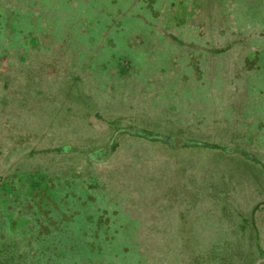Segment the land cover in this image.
<instances>
[{
  "label": "rangeland",
  "instance_id": "374dc122",
  "mask_svg": "<svg viewBox=\"0 0 264 264\" xmlns=\"http://www.w3.org/2000/svg\"><path fill=\"white\" fill-rule=\"evenodd\" d=\"M218 1L205 0L201 24L209 30L212 10L223 22L229 8L235 30L218 31L224 49L207 63L196 54L194 66L184 53L175 61L172 53L161 57L149 22L182 32L192 20V0H140L136 6L131 0H0V54L9 59H0L7 76L6 85L0 80V243L15 258L35 254L34 261L12 264H148L146 238L157 244L161 238L144 236L146 229L130 222L141 212L127 207L121 171L136 167L140 175L150 164L160 169L182 159L179 168L188 167L181 174L185 180L174 185L179 204L185 213L199 206L214 214L211 231L220 225L224 236L216 256L209 253L198 264H264V39L254 35L264 30V0H228L226 8ZM236 31L244 34L242 45L234 42ZM16 54L41 68L60 54L61 60L91 69L80 73L82 83L79 77H52L36 86L30 69L14 64ZM123 59L129 64L120 67ZM177 64L193 75L185 76ZM255 71L256 90L246 91V75ZM191 101L208 117H200L198 132L185 135L219 146L188 145L183 137L165 135L180 129L155 111H143ZM234 106L246 125L240 131L237 115L238 127L231 119ZM218 112L233 130L213 129L208 121ZM227 143L254 152L255 159L235 146L224 148ZM63 144L69 148L55 153ZM159 150L168 160L161 161L154 153ZM149 152L156 155L153 163L145 158ZM201 247L197 251H211L207 244Z\"/></svg>",
  "mask_w": 264,
  "mask_h": 264
},
{
  "label": "trees",
  "instance_id": "16d2710c",
  "mask_svg": "<svg viewBox=\"0 0 264 264\" xmlns=\"http://www.w3.org/2000/svg\"><path fill=\"white\" fill-rule=\"evenodd\" d=\"M227 1L228 0H219L217 3L220 5V7L226 8ZM192 2L194 6L191 5L189 8L190 10L189 14L192 17V20H190L187 23L188 26H185L184 29L185 28H189V29L195 28V30H198L193 35L192 33L195 30H188L186 32V30L183 29L182 32H178V30H176L175 27H174L175 30L174 29L165 30L163 29L164 27L162 26V24H157V26L155 27L152 21H149V22H151L150 25L152 26V28L155 29L154 31L155 34L153 35L156 38V41L158 44L157 48L155 49L157 50L158 54L161 52L162 54L161 57H166V55H170V53H172L171 59L175 61L178 57H180L184 53L183 55H185V57L187 56L189 58L188 60L192 61L193 64L195 63L194 64L195 66L197 62L199 61L196 58V54L200 55L202 60H204V63H207L208 56H211V55L217 56V54L220 53L224 49V46L219 47L218 45L221 43L220 39L218 38L220 37L218 31L229 33L231 30H235L234 25L236 24L235 23L236 19L233 18L234 20H232V17L234 15L229 10V8H226V11L223 12L224 21L218 22L220 20L218 19L216 20V18L220 19V17L219 15L217 17V14H215L212 10L211 19H209L208 21V24H210L208 25L209 30H207L205 26L202 25L200 22L202 19V16H200V14H202L205 0H192ZM139 3H140V0H131L130 5L136 6ZM149 22L144 21L143 23L144 26H148ZM243 35L244 34H241V32L236 31V33L233 34V37H235L234 42L242 45L244 41ZM254 35L255 36L261 35V38L264 39V30L257 31ZM189 36H192V38L188 41L186 39H188ZM198 40L199 41L205 40L208 42V44H199ZM221 40H224V39H221ZM181 47H182L183 52L181 53L172 52V50H175V48L179 49ZM187 48H189V50H186ZM254 49L248 50L246 54L247 61L252 59L251 57L255 53ZM186 52L187 53L189 52V53L187 54ZM19 55L16 54L15 55L16 58L12 57L14 60L13 62H15L14 64L22 68L26 67V69L27 68L30 69L28 71L29 77L32 76L34 78L35 76L38 79V81H35L36 86H38L40 83L41 85H43L45 83L44 80H48L52 77H54L53 79L55 80H59L62 77H64L65 80L68 78L77 79L76 77H79L80 83H82L83 78L81 77L80 73L82 74L83 72L82 70L84 69L85 70L91 69L88 67L89 65L87 64H81V65H85V66H81L79 65L80 62H77V61L66 62L65 60H61L60 54L55 56L52 60H50L53 62V64L52 63L49 64L48 68H41L40 66H38V62H36L34 59H32L31 61L29 60V62H22L23 60L20 59ZM6 57L7 56L4 55V53L0 54V59L3 61L6 60V62H8L9 59ZM212 59L215 63L219 60V58H211V60ZM153 60L155 62L157 59L154 58ZM125 63H128V62L126 59H123V61L120 63L121 65L119 66L123 67ZM178 66L179 64H177V67ZM202 66L204 65H201V67ZM75 68H77L79 73L75 72L74 70ZM217 68H216V72L218 76L219 70ZM93 69H96V68H93ZM3 70H6V69H4V66L0 64V80H3V84L6 85L4 80L7 79V76L5 77L6 78L5 79L4 78L5 73H1ZM178 70H181V72H183L185 76L191 77L193 75L191 74L192 70H183V68L181 67H178ZM34 71L36 72L34 73ZM221 72L223 75L227 76L225 70H222ZM258 74L259 73L255 71L253 75H252V72L246 75V78L248 81V83L245 84L247 85L246 91H248V89L256 90V84H253L252 82H255L256 80L258 81L260 80V78H258L259 77ZM244 77L245 75H242L240 76V79H243ZM65 80H63V82ZM66 82H68V80ZM186 84L188 85V83ZM81 87H83V85ZM244 88H245L244 86H241V89H244ZM179 90L181 91L182 88H180ZM88 93L87 95H90ZM90 93L94 94V91ZM192 97L194 98V95L191 93V98ZM191 98H188V99H191ZM193 98L192 100L194 101ZM193 101H191L188 105L182 106V107H180L178 104H175V103L169 102L168 104L166 102L167 103L166 105L160 108H155V110H151L153 109L152 107L151 108L147 107V108H144L143 111L151 112V113L155 111L154 114L159 115L160 120L169 121L172 123V126L176 125L180 129L178 131L175 130V133L167 131L165 135L183 137V139H186L185 143L188 145H193V146L196 145L200 147L219 146L217 143L213 142V140L212 142H208V140L206 139H199V138L198 140H196L194 138H190L187 135H185V130H188L192 132L193 134L198 132V129H200L201 125L204 124V122L202 121V119H200V117H203L205 119H207L208 117L206 114L204 113L202 114V112L200 111L201 110L200 106H198V109L200 112H197L196 106L195 105L192 106ZM230 110H231L230 112L231 113L233 112L234 114V118L233 117L231 118L233 119L232 123H234V125L238 127V125L240 124L235 120V115H237L236 119L242 123V121H240V119L238 118V116L242 117L241 110L237 109L235 106L231 107ZM237 112L239 114H236ZM219 115L220 113L218 112L217 116ZM256 120H261V118L257 116ZM208 122H210V124L214 127L213 128L214 130L215 129L217 130L232 129L233 130L232 128L233 125L225 126V124L221 121L220 116L217 117V119L210 118V121ZM244 124L245 123H242L241 124L242 126H239L238 131L246 128V125ZM219 125H221V128L218 127ZM207 133H211V131L210 132L207 131ZM227 133L228 132H225V134ZM227 137L228 138L231 137L230 134ZM205 143H210V144H205ZM67 146L69 145L63 144L62 147L55 148V153H60V152L64 153L62 152V150L64 149L66 151L69 148ZM225 146L226 147L224 148H228V149H231V147L234 148V146L237 147L234 144H228V143L225 144ZM237 148H239L241 152L246 155L251 154L253 159H255L254 152H250L249 150L245 151L240 147H237ZM34 152L35 151H33V153ZM164 152L165 151L159 150L154 153L157 154L158 157L163 158V159L160 158L161 161H166L168 159H164L165 157L162 156V155H165ZM155 154L149 152L147 156H145V158L147 159V161L153 163L152 158L156 156ZM165 163H164L165 165L164 164L162 165L163 168H160V169H157L156 165L151 166L150 164L147 167L145 166L146 168H149L150 170L143 168L141 170L140 175H137V173H140V172L137 170L138 168L136 167L133 168L131 166H128L127 170L123 172L121 171V174L123 175H121L120 177L123 179V181H121L120 183V189H121L120 191L123 193L124 196L125 194L127 195V198H128L127 207L129 208V210H131V213H135L138 210L141 212L140 213L141 216H130L131 218L130 222L132 224L134 223V225L139 230L145 228L146 231L144 230L145 232H142L144 236L145 235H151V236L158 235L161 238L160 244H157L156 241L148 240V237L146 238V241L151 244L150 246L147 245L146 247L147 249H150V252H151L150 254L152 258V260H149L148 264H198L199 261L203 259H208L209 257H206V256L209 253H214L216 256L217 254L216 249L219 248L224 238L223 231L220 229V225H218L216 228L214 227V230H213L214 232L211 231L212 226L215 225V223H213L212 225V222H217V220L215 219L214 214L209 215L208 211L205 208L196 206L191 211V213H185V210H183V206L179 204L181 203V198L177 197L178 194H177V191H175L174 189V185L177 182V179L185 180L184 178H182L183 176L181 174L184 173V170L188 166H185V168L183 169L179 168V166H182L180 164L185 163L184 159H182L179 165H176L177 164L176 160L172 162H169L168 160V162H165ZM2 180L3 179L0 174V183L2 182ZM137 206H139V209L137 208ZM149 215H151V217H149ZM150 231H153V232H150ZM211 233L213 236H208V234L210 235ZM218 235L220 236L219 240L217 239ZM203 237H207V238L205 239ZM202 244H205V245L207 244L208 247L211 249V251L206 252V253L197 251V249L202 248L201 247ZM34 255L35 254L33 252H27L26 254H23V258L22 257L15 258V256H13L12 252L8 249V247L5 244L0 243V264H12L18 260H24L23 261L24 263H29V261H34L33 259ZM217 259L218 257H216V260ZM18 263L20 262H17L15 264H18Z\"/></svg>",
  "mask_w": 264,
  "mask_h": 264
}]
</instances>
